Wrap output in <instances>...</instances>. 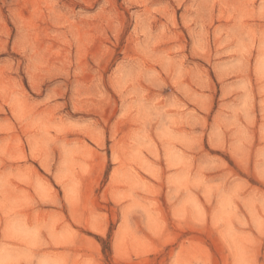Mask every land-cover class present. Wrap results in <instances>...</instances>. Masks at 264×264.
<instances>
[{
	"label": "rangeland",
	"instance_id": "obj_1",
	"mask_svg": "<svg viewBox=\"0 0 264 264\" xmlns=\"http://www.w3.org/2000/svg\"><path fill=\"white\" fill-rule=\"evenodd\" d=\"M0 18V264H264V0Z\"/></svg>",
	"mask_w": 264,
	"mask_h": 264
},
{
	"label": "clouds",
	"instance_id": "obj_2",
	"mask_svg": "<svg viewBox=\"0 0 264 264\" xmlns=\"http://www.w3.org/2000/svg\"><path fill=\"white\" fill-rule=\"evenodd\" d=\"M8 22H11L13 24V26H16L19 21L17 19V17L15 16V14H11L9 15L8 17ZM6 21L4 18H0V29H2L3 31H7V28H6Z\"/></svg>",
	"mask_w": 264,
	"mask_h": 264
}]
</instances>
